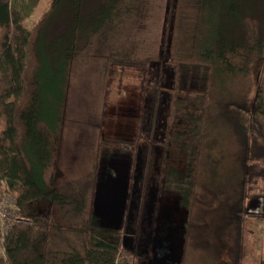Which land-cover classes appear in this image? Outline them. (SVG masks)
I'll use <instances>...</instances> for the list:
<instances>
[{
  "label": "trees",
  "instance_id": "obj_1",
  "mask_svg": "<svg viewBox=\"0 0 264 264\" xmlns=\"http://www.w3.org/2000/svg\"><path fill=\"white\" fill-rule=\"evenodd\" d=\"M174 2L163 150L180 143L184 161L164 156L156 182L187 212L179 264H243L250 220L264 219V0ZM39 3L0 0V181L17 209L0 264H143L121 241L120 224L87 221L85 192L57 184L74 66L95 39L139 18L143 0H51L29 28ZM183 63L203 70L201 95L185 107L177 98ZM144 146L149 166L152 143Z\"/></svg>",
  "mask_w": 264,
  "mask_h": 264
},
{
  "label": "rangeland",
  "instance_id": "obj_2",
  "mask_svg": "<svg viewBox=\"0 0 264 264\" xmlns=\"http://www.w3.org/2000/svg\"><path fill=\"white\" fill-rule=\"evenodd\" d=\"M50 2L40 0L26 21L27 27H33ZM143 3L139 18L121 23L105 42L95 39L87 56L78 58L74 66L64 114L57 184L72 183L85 192L87 221L94 216L103 224H120L121 231L128 234L121 241L144 259L143 264L155 262L159 239L170 243L175 264H179L187 212L168 187L156 182L164 156H169L170 165L184 161L180 143H174L176 150L166 155L163 150L165 119L174 87L168 54L174 44L175 2ZM248 24L251 33L256 22ZM113 53L120 56L111 58ZM124 54L126 57L121 56ZM202 75L203 70L196 66H180L177 98L181 106L193 104L201 95ZM181 131L176 127L174 134ZM144 142L152 143L149 166L144 159ZM257 207V202L248 203V212L254 216ZM250 221L243 264H258L264 254V219L252 217ZM122 258L127 256L123 254L119 262Z\"/></svg>",
  "mask_w": 264,
  "mask_h": 264
},
{
  "label": "built area",
  "instance_id": "obj_3",
  "mask_svg": "<svg viewBox=\"0 0 264 264\" xmlns=\"http://www.w3.org/2000/svg\"><path fill=\"white\" fill-rule=\"evenodd\" d=\"M5 182L0 181V250L6 235L17 219V209L14 199L6 193Z\"/></svg>",
  "mask_w": 264,
  "mask_h": 264
},
{
  "label": "water",
  "instance_id": "obj_4",
  "mask_svg": "<svg viewBox=\"0 0 264 264\" xmlns=\"http://www.w3.org/2000/svg\"><path fill=\"white\" fill-rule=\"evenodd\" d=\"M171 245L166 246V251L163 253V256H156L155 262L152 264H175V257L173 256V250L170 247Z\"/></svg>",
  "mask_w": 264,
  "mask_h": 264
},
{
  "label": "flooded vegetation",
  "instance_id": "obj_5",
  "mask_svg": "<svg viewBox=\"0 0 264 264\" xmlns=\"http://www.w3.org/2000/svg\"><path fill=\"white\" fill-rule=\"evenodd\" d=\"M170 245V243L164 239H159L156 248H155V257L158 255L160 257L163 256V253L166 251V246ZM171 247V246H170ZM174 256V254H173ZM155 259V258H154Z\"/></svg>",
  "mask_w": 264,
  "mask_h": 264
}]
</instances>
